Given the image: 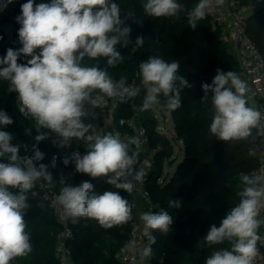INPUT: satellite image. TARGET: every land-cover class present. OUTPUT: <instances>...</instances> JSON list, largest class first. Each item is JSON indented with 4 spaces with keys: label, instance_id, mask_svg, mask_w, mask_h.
I'll return each mask as SVG.
<instances>
[{
    "label": "clouds",
    "instance_id": "obj_1",
    "mask_svg": "<svg viewBox=\"0 0 264 264\" xmlns=\"http://www.w3.org/2000/svg\"><path fill=\"white\" fill-rule=\"evenodd\" d=\"M12 2H0V12ZM224 3L225 0H215L218 6ZM212 4L213 0H199L188 13L191 28L195 29L205 18ZM183 8L178 0H146L143 5L144 12L152 17H177ZM121 17L120 6L114 0H51L38 4L27 0L16 17L21 25L18 36L22 47L8 48L6 55L0 57V80L8 81V93L16 94L18 111L35 121L37 144L48 138L41 129L55 133L59 139L54 143L59 147L68 146L74 138L86 140L87 152L83 155L72 152L63 160L64 165L72 162L76 172L87 174L92 180L106 177L109 185L131 193L134 182H143V172L136 167L141 140L133 136L125 142L119 135H101L91 123H84V118L90 115L89 108L99 107L105 97H118L123 102L135 98L141 91L139 87L127 85L124 78L113 79L108 68L99 65L100 58H105L108 67L122 63L124 57L117 45L127 47L132 43L131 27L125 21L133 18V14L128 13L125 19ZM143 44L144 38L138 36L133 51ZM22 58L25 62L18 63ZM87 60L97 63L88 65ZM179 69L178 61L169 63L158 56L139 64L141 84L146 90L139 111L159 104L161 96L169 112L181 106V88L192 85L178 74ZM201 87L204 97L211 93L214 115L209 130L218 140H246L253 129L262 127L264 117L256 107L249 106L250 89L235 71L225 73L217 69L212 83ZM94 92L101 95L94 96ZM13 122L6 111L0 110V129ZM14 139L13 133L0 130V158L6 161L0 162V264H11L16 257L27 256L32 251L24 219L29 207L28 193L41 178L49 184L53 182V174L46 165L35 164L36 160L43 159L38 147L33 145V155L21 159V145L14 144ZM241 180L243 188L237 192L239 203L226 213L219 227L211 225L204 237L209 246L228 242L230 248L213 251L205 264H255L259 254L257 245L264 243V236L259 234L264 226L261 218L264 174H244ZM60 183L63 186L56 202L72 223L87 218L110 229L133 219V205L119 191L97 193L89 181L72 186L61 178ZM168 206L181 208V200H170ZM139 219L149 241L139 253L143 264L152 255L151 245L156 243L152 232L167 235L174 221L163 208L159 212H143ZM135 250L134 241L121 248V252L135 253Z\"/></svg>",
    "mask_w": 264,
    "mask_h": 264
},
{
    "label": "trees",
    "instance_id": "obj_2",
    "mask_svg": "<svg viewBox=\"0 0 264 264\" xmlns=\"http://www.w3.org/2000/svg\"><path fill=\"white\" fill-rule=\"evenodd\" d=\"M244 4H252L256 0H241ZM3 2V0H0ZM50 3L51 0H35V3ZM121 9V18L128 13L133 18L126 19V25L131 27L130 43L127 47L117 45V50L124 57L123 62L116 67H108L105 58H100L99 65L108 68L109 74L115 80L124 78L127 85L139 75V64L152 56H158L166 62L176 60L180 64L178 74L183 76L192 87L181 88V106L171 111L176 136L184 143V154L176 159L177 168L172 178L166 180L163 186L156 181L157 187L149 186V182L156 172L154 166L158 159L169 155L171 146L166 135L157 129V122L148 113H142L141 120L148 136V142L154 147V159L145 184L151 192L155 202L154 212L161 208L167 210L173 218L167 235L159 231L152 232L156 237L153 244V262L159 259L164 264H205L213 251L220 248H230L228 242L209 246L204 237L215 224L220 226L226 213L239 203L237 192L242 190L241 176L257 174L258 160L249 154L248 138L241 141L224 142L210 133L209 125L214 115L211 93L204 97L202 84H211L217 69L225 73L235 71L245 81L242 66L237 56L226 48L221 38L220 28H213L211 17L198 22L195 29L188 24V13L199 0H178L184 8L177 17L148 16L143 5L146 0H114ZM22 0H13L0 12V57L6 55L8 48L22 47L18 36L21 25L16 17L21 14ZM248 35L254 40L264 56V3L256 6L248 15ZM138 36L144 38L143 47L133 51L134 42ZM30 59V57H29ZM22 58L18 63H24ZM88 65L97 63L87 60ZM180 87L179 81L176 82ZM9 82L0 80V110L6 111L12 118L13 124L3 129L14 134V144L21 145L19 155L21 159L31 156L33 145L40 149L45 141L37 144L35 121L25 118L18 111V101L15 93H8ZM96 93V92H94ZM93 93V94H94ZM187 95L192 100H187ZM163 102L165 98L161 96ZM142 103L140 97L134 102L121 101L119 116L130 117L131 108ZM164 104V103H163ZM249 104V100H248ZM250 106V104H249ZM168 110V109H167ZM129 119V118H128ZM127 125V126H126ZM121 127L130 137L135 132L127 123ZM46 133L47 129H41ZM255 129H253V133ZM52 133V132H51ZM252 133V134H253ZM55 134V133H53ZM53 134H46L51 141H57ZM76 149H64L57 153L55 166H47L53 174V182L49 187L58 194L63 185V178L67 184L78 186L86 177L84 173L75 171V164L67 166L63 160L71 156ZM0 162H6L0 158ZM39 166L41 161H35ZM142 166L138 158L137 168ZM106 177L93 180L95 191H119L125 199L132 202L131 194L109 185ZM157 182V183H156ZM152 187V188H151ZM17 192L18 189H10ZM35 192L33 196L31 193ZM44 188L38 182L28 193V205L25 210L26 231L31 237L32 251L27 256L16 257L11 264H59L56 255V244L62 225L55 216L49 202L43 197ZM181 200V208H169L170 200ZM133 214V210H132ZM68 224L74 231V237L69 241L75 264H121L118 253L124 247L131 228V221L124 225L105 229L93 219L80 218L78 223ZM261 229V228H260ZM259 229V232H260Z\"/></svg>",
    "mask_w": 264,
    "mask_h": 264
},
{
    "label": "built area",
    "instance_id": "obj_3",
    "mask_svg": "<svg viewBox=\"0 0 264 264\" xmlns=\"http://www.w3.org/2000/svg\"><path fill=\"white\" fill-rule=\"evenodd\" d=\"M264 0H256L252 4H244L241 0H225L224 5L218 6L213 0L212 8L207 14L211 17L213 28H220L221 38L228 45L235 47L236 56L242 66L244 79L250 89L248 100L250 106L256 107L264 117V56L257 43L251 39L247 32L249 13ZM118 98V97H116ZM261 128L255 129V132L248 138L249 154L256 157L258 166L257 174H264V118L261 120ZM141 142H148L146 130L141 127L138 131ZM145 174V167H138ZM147 175L143 178V182H134V190L130 193L133 205V220L127 237L126 243L134 241L136 244L135 253L119 252L118 258L121 264H138L140 260L139 253L145 245L149 243L143 222L134 214V209L139 204L142 205L143 212H154L155 202L151 192L148 190L145 181ZM44 188L43 197L49 202L55 216L62 225L56 244V255L59 264H75L72 257V249L69 241L74 237V231L69 226L67 217L61 205L56 202L59 195L51 189L47 183L41 178L37 181ZM261 218H264V210L261 212ZM259 234L264 236V226H261ZM259 254L256 257L255 264H264V243H258ZM153 255V244L151 245ZM149 259V264H164L161 258L157 262H153V256Z\"/></svg>",
    "mask_w": 264,
    "mask_h": 264
},
{
    "label": "rangeland",
    "instance_id": "obj_4",
    "mask_svg": "<svg viewBox=\"0 0 264 264\" xmlns=\"http://www.w3.org/2000/svg\"><path fill=\"white\" fill-rule=\"evenodd\" d=\"M27 0H22V4L26 3ZM226 48L230 50V46L225 43ZM135 87H139L141 89L140 93L136 97H140V101L143 103L144 96L146 94V90L143 88V85L141 84V77L138 75V77L132 81V85ZM101 95L100 93L96 92L93 94ZM186 96V95H185ZM187 100H192V97L190 95H187ZM135 98L127 99L126 101H129L130 103L134 102ZM160 103L157 105H154L151 109L147 111H139V109L142 107V103H137V106L130 107L131 115L130 117H120L119 116V105L121 100L119 98H104V102L97 108L92 109L89 108L90 115L86 118H84V123L88 124L91 123L94 126V130L98 134H105V133H112L114 135H119L122 140L127 141L128 138H130V135L125 130L123 131L121 127H124L127 123L130 125V128H132L135 132V137H138L140 140V135L138 133L139 129L143 127V123L141 120L142 113H148L152 117L156 119L157 122V129L160 131L161 134L166 135V137L169 139V145L171 146V151L169 155L158 159L154 166V171L156 174H154L149 182V186L157 187L154 181H156L160 184V186H163L166 182V180H169L172 178L173 173L175 172L177 168V162L176 159L178 157H181L182 154H184V143L181 139H179L174 130V121L172 114L167 110V108L164 106V102L162 98L160 97ZM129 118V119H128ZM127 126V125H126ZM46 134H53L49 130H47ZM54 137H57L56 134H53ZM59 139V137H57ZM46 141H51L49 138L46 139ZM45 143L43 146L39 149V151L43 154V159L36 160L41 161L42 164L47 166H52L55 163L56 155L58 152L64 149H76L81 153V155L85 154L87 152V142L84 139H73L70 144L66 147H59L57 144L52 142V144L47 145ZM133 150H135V146H132ZM154 147L149 142H141V146L139 148V156L138 158L141 160L142 165L145 167V174L143 175V178L145 175H148L150 168L153 164L154 159ZM33 155V153L31 154ZM86 177L82 181H89L93 183L92 178L86 174ZM156 182V183H157ZM152 188V187H151ZM87 219V218H85Z\"/></svg>",
    "mask_w": 264,
    "mask_h": 264
},
{
    "label": "crops",
    "instance_id": "obj_5",
    "mask_svg": "<svg viewBox=\"0 0 264 264\" xmlns=\"http://www.w3.org/2000/svg\"><path fill=\"white\" fill-rule=\"evenodd\" d=\"M229 46H230V50H231V52H233L234 54H236V52H235V47H234L233 45H229ZM141 211H142V205L139 204V205L137 206V208L134 209V214H136V216H140ZM138 264H141V261H140V260L138 261ZM143 264H149V259H146V260L143 262Z\"/></svg>",
    "mask_w": 264,
    "mask_h": 264
}]
</instances>
